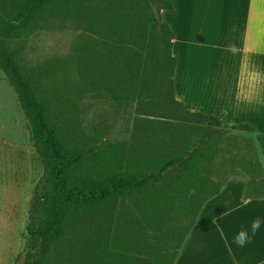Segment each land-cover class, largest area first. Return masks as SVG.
<instances>
[{
    "label": "trees",
    "instance_id": "trees-1",
    "mask_svg": "<svg viewBox=\"0 0 264 264\" xmlns=\"http://www.w3.org/2000/svg\"><path fill=\"white\" fill-rule=\"evenodd\" d=\"M74 7L86 31L81 43L85 47L76 61L85 87L98 86L116 99L138 100V115L164 119L171 113L181 122L204 125L197 140L171 143L152 167L113 169L98 143L75 142L70 131L57 124L49 101L41 95L40 76L25 68L11 39L46 11L67 12ZM163 9L173 11L172 0H0V68L16 91L44 169L28 210L24 264H56L71 239L86 245L91 221L102 228L116 218L124 199L135 193H148L144 196L150 207L143 211L146 221L159 220L161 227L175 220L170 236L180 233L182 240L204 203L223 189L224 184L200 163L212 147L206 139L222 127L255 129L249 123L230 125L213 115L193 112L176 98L174 32L161 17ZM157 80L161 96L157 104L143 103ZM179 106L189 110L182 113ZM255 151V170L246 182L245 198L264 197V167ZM183 219L191 220L190 224L181 223ZM140 229L146 230L144 223ZM179 247L180 242L169 264ZM125 259L128 264L165 260L138 255Z\"/></svg>",
    "mask_w": 264,
    "mask_h": 264
},
{
    "label": "rangeland",
    "instance_id": "rangeland-1",
    "mask_svg": "<svg viewBox=\"0 0 264 264\" xmlns=\"http://www.w3.org/2000/svg\"><path fill=\"white\" fill-rule=\"evenodd\" d=\"M51 12L23 27L11 39V45L25 68L40 76L42 97L49 101L57 124L70 131L75 142L98 143L113 169L132 165L148 168L171 143L195 141L201 136L204 125L181 122L171 113L164 119L138 115V100L116 99L98 86L85 87L76 62L81 47H85V42L81 44L86 34L84 21L75 7ZM161 17L167 22V14L161 12ZM157 84L158 80L143 103L151 100L157 104L161 97ZM179 110L184 113L189 109L179 106ZM206 141L212 147L200 163L209 168L219 184L226 187L235 179L250 180L256 156L250 135L228 126ZM43 173L28 120L14 87L0 68V264H24L28 210ZM234 186L236 183L230 189L228 207L240 195ZM147 194L127 196L116 218L106 221L102 228L91 221L86 245L74 239L65 242L64 256H59L56 264H128L127 255L147 256L154 261L163 258L162 264H169L176 246L170 238L177 239L180 233L170 236L175 220H167L161 227L159 220L151 224L146 221L143 211L150 210L144 198ZM216 221L205 218L194 227L178 264H220L225 241L224 236L221 241ZM143 223L145 231L140 229Z\"/></svg>",
    "mask_w": 264,
    "mask_h": 264
},
{
    "label": "crops",
    "instance_id": "crops-1",
    "mask_svg": "<svg viewBox=\"0 0 264 264\" xmlns=\"http://www.w3.org/2000/svg\"><path fill=\"white\" fill-rule=\"evenodd\" d=\"M172 3L173 11L161 12L167 14L174 32L176 98L191 111L213 115L223 123L251 124L255 130L243 132L254 139L264 167V0H172ZM233 183L240 195L228 207ZM245 188L244 180H233L204 203L194 226L182 240L181 235L174 238L176 242L170 238L173 245L180 242L173 264L179 263L180 252L192 237L194 227L205 218H215L224 233V258L219 259L220 264L264 262V197L245 198ZM233 208L238 210L231 211ZM257 217L261 227L253 241L242 248L237 246L234 235L241 228L250 231L251 222ZM187 221L183 219L181 223Z\"/></svg>",
    "mask_w": 264,
    "mask_h": 264
},
{
    "label": "clouds",
    "instance_id": "clouds-1",
    "mask_svg": "<svg viewBox=\"0 0 264 264\" xmlns=\"http://www.w3.org/2000/svg\"><path fill=\"white\" fill-rule=\"evenodd\" d=\"M195 192L194 189L190 190L189 195H193ZM237 208L231 209V211H237ZM226 215L230 214L225 213ZM261 227V220L259 217L255 218L252 220L251 225H250V231L247 228H241L233 237V242L239 246V247H244L247 244L251 243L260 230ZM217 228L219 229L220 235L223 237L224 233L223 230L219 228V225H217Z\"/></svg>",
    "mask_w": 264,
    "mask_h": 264
}]
</instances>
